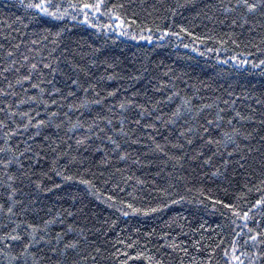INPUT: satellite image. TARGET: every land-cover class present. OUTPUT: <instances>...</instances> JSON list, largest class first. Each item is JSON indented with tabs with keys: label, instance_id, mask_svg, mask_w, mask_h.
<instances>
[{
	"label": "trees",
	"instance_id": "trees-1",
	"mask_svg": "<svg viewBox=\"0 0 264 264\" xmlns=\"http://www.w3.org/2000/svg\"><path fill=\"white\" fill-rule=\"evenodd\" d=\"M244 2L0 0V264H264Z\"/></svg>",
	"mask_w": 264,
	"mask_h": 264
},
{
	"label": "snow or ice",
	"instance_id": "snow-or-ice-1",
	"mask_svg": "<svg viewBox=\"0 0 264 264\" xmlns=\"http://www.w3.org/2000/svg\"><path fill=\"white\" fill-rule=\"evenodd\" d=\"M30 6H32V7H36V8H39V9H41L42 11L45 10V9L43 8V5H42V4H35V5H30ZM244 6L247 7L249 10H252V9H254V8L256 7L254 4H248V3H247V0H245V2H244ZM83 7H84V8H88V7H90V5L85 4V5H83Z\"/></svg>",
	"mask_w": 264,
	"mask_h": 264
}]
</instances>
